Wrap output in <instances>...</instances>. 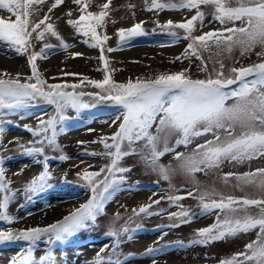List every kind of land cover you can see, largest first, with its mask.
<instances>
[{
  "label": "rangeland",
  "instance_id": "1",
  "mask_svg": "<svg viewBox=\"0 0 264 264\" xmlns=\"http://www.w3.org/2000/svg\"><path fill=\"white\" fill-rule=\"evenodd\" d=\"M7 63L0 264H264V0H0Z\"/></svg>",
  "mask_w": 264,
  "mask_h": 264
},
{
  "label": "bare ground",
  "instance_id": "2",
  "mask_svg": "<svg viewBox=\"0 0 264 264\" xmlns=\"http://www.w3.org/2000/svg\"><path fill=\"white\" fill-rule=\"evenodd\" d=\"M80 50V49H79ZM8 63L5 64L2 68L0 67V73H6L7 75H13L14 70L8 67ZM4 69V70H3ZM72 157V156H70ZM146 189L143 188H136L134 191H145ZM133 194V193H132ZM83 203L80 199H69L67 201H62L59 203H55V205H52V207L48 208L47 210H44L41 213H37L34 216L25 218L24 216H18L19 220H21L20 224L17 225L16 228L22 227L24 225H27L29 228L35 226V225H45L50 223L51 221L63 217L69 212L75 210L77 207H79ZM52 204V203H51ZM44 206V204H43ZM11 208V207H9ZM38 209H41V207H38ZM16 230V229H15ZM66 235V234H65ZM89 262V261H87ZM84 264H87L86 262Z\"/></svg>",
  "mask_w": 264,
  "mask_h": 264
}]
</instances>
